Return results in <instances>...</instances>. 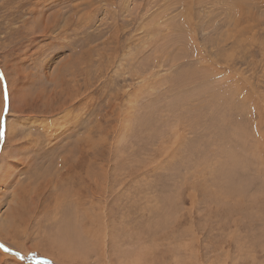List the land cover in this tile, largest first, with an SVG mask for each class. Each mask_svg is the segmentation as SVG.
Wrapping results in <instances>:
<instances>
[{"label": "rangeland", "instance_id": "rangeland-1", "mask_svg": "<svg viewBox=\"0 0 264 264\" xmlns=\"http://www.w3.org/2000/svg\"><path fill=\"white\" fill-rule=\"evenodd\" d=\"M0 264H264V0H0Z\"/></svg>", "mask_w": 264, "mask_h": 264}, {"label": "snow or ice", "instance_id": "snow-or-ice-1", "mask_svg": "<svg viewBox=\"0 0 264 264\" xmlns=\"http://www.w3.org/2000/svg\"><path fill=\"white\" fill-rule=\"evenodd\" d=\"M7 107H8V100H7V97H6V110H7Z\"/></svg>", "mask_w": 264, "mask_h": 264}]
</instances>
